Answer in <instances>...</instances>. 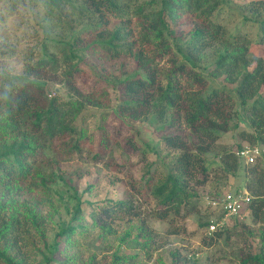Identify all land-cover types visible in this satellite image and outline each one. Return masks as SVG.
I'll list each match as a JSON object with an SVG mask.
<instances>
[{
	"label": "trees",
	"instance_id": "obj_1",
	"mask_svg": "<svg viewBox=\"0 0 264 264\" xmlns=\"http://www.w3.org/2000/svg\"><path fill=\"white\" fill-rule=\"evenodd\" d=\"M40 1L54 16L65 15V10L70 9L79 30L59 47L61 58L51 57L25 65L26 76L35 81L12 90L0 86V264H30L29 250H23L21 243L28 235L32 240L34 232L35 238L44 245V250L38 248L37 253L45 264L74 261L62 244L69 247L73 235L85 229L83 207L93 204L83 202L75 191L71 221L56 234L54 243L48 245L44 215L27 201L15 200L14 195L22 189L30 193L50 191V185L57 179L65 181L60 171L54 170L56 162L49 153L57 157L79 150L75 139H79L81 130L75 123L89 109L110 110L123 125L134 130L139 139L141 131L133 123L145 121L160 133V145L180 152L168 163L154 150L156 162L167 169L164 179L152 187L158 218L167 219L172 210L192 198L199 200L202 194L194 192L195 187L191 188L190 182L199 174L195 186L206 185L210 174L205 156L211 152L219 135L239 129V124H233L236 102L231 90L211 87L203 73L195 69L208 56L215 57L209 75L223 77L229 84L237 85L235 95L246 117L244 125L248 127L247 132H239L240 137L264 149V0H249L245 4L247 12L259 23L261 34L257 45L262 52L251 59L248 57L250 41L230 34L213 20L224 0H161L158 9L150 3L140 4L139 0ZM112 21L117 25L112 27ZM83 32L87 33L86 37ZM174 37L183 41L184 46L176 45L174 49L169 42ZM94 49L109 61L125 57L134 62V71L113 79L114 104L108 90L85 92L74 80L80 70L75 61ZM44 81L64 85L66 97L49 98L40 84ZM167 131L172 133L165 134ZM242 149L238 144L236 152L221 153L215 174L225 175L229 183L208 192L220 194L235 180L240 183L235 186L237 189H243L244 184L253 200L241 217L263 229L258 232L256 253L243 256L240 263L264 264V168L246 166L237 155ZM133 205V201L127 199L116 201L112 207L117 209L114 213L138 217ZM105 213L109 214L108 210ZM89 216L93 226H97L95 211ZM204 216L200 226L206 229L208 213ZM239 219L236 221L242 224ZM139 225L135 237L126 233L122 238L124 242L138 246L140 253H150L152 247H163L158 244V235L147 228L144 220ZM99 227L103 229L100 237L111 233L109 227ZM230 231L228 228L210 237L221 238ZM138 255L128 263L133 264ZM123 260L117 254L110 264H122ZM84 264H94V261ZM171 264H180L179 253L172 254Z\"/></svg>",
	"mask_w": 264,
	"mask_h": 264
},
{
	"label": "rangeland",
	"instance_id": "obj_2",
	"mask_svg": "<svg viewBox=\"0 0 264 264\" xmlns=\"http://www.w3.org/2000/svg\"><path fill=\"white\" fill-rule=\"evenodd\" d=\"M248 1L224 0L213 20L224 26L230 34L250 41L248 57L251 59L259 56L262 49L257 45L261 35L260 25L247 12L245 4ZM139 3H150L158 9L161 0H139ZM43 4L40 0H0V86L6 89L12 90L35 81L33 77L26 76L25 65L51 57L61 58L59 47L69 42L79 30L70 9L65 10V15L54 16L45 10ZM114 25L117 24L112 21L111 26ZM83 35L86 37L87 33L83 32ZM176 37L179 38L178 35ZM176 37L169 41L174 49L176 45L185 44ZM82 55L79 61H75L80 67L74 77L76 84L85 92L101 88L108 90L114 104L113 79L134 71L133 60L123 57L109 61L96 49ZM214 60V56H208L195 69L203 73L211 87L231 90L236 102L233 124H239V129L219 135L211 152L205 156L210 174L206 185L195 186L199 174L190 182V187H195L194 192L202 195L216 186L222 187L229 183L225 175L220 172L215 174L218 168L216 163L223 151L236 152L238 144L243 148L252 146L239 135L241 130L247 132L248 127L244 125L246 117L235 95L237 85L229 84L223 77L209 75V67H212ZM40 84L47 90L49 98L67 95V89L61 83L44 81ZM83 114L75 123L81 130V136L75 139L79 150L72 155L57 157L49 153V157L56 162L54 170L57 173L60 171L65 181L57 179L56 183L50 185V191L30 193L22 189L14 195L15 200L27 201L44 215L48 245H52L56 234L70 223L75 203L72 195L75 191L83 202L93 204L83 207L86 212L82 222L85 229L73 235L69 247L62 244V248H66L67 253L74 258L70 264L90 263L91 260L94 264H110L117 254L124 259L122 264H130L128 260L137 254L139 258L131 261L133 264H171L172 254L176 253L180 254V264H241L243 256L256 253L258 232L263 227L240 217L241 224L234 218L225 228L231 230L228 234L211 239L205 227L200 226L202 217L209 212L201 198H192L175 208L167 219L158 218L152 187L164 179L167 169L161 162H156L155 153L157 151L169 163L180 152L170 151L160 145L161 135L155 132L153 126H148L145 121L133 123L141 131L139 139L134 130L123 125L108 109L94 108ZM151 178L153 182L149 183ZM232 183L234 188L240 185L238 180ZM242 186L244 189V184ZM127 199L133 201L134 214L138 217L114 213L117 209L112 207L113 203ZM106 210L109 214L105 213ZM93 211L97 214V226H93L89 216ZM141 220L158 235V244L163 245L162 248L152 247L150 253H140L138 246L123 241L126 233H131V238L135 237ZM99 225L109 227L111 233L100 237L103 229ZM33 234L32 240L29 235L24 238L22 248L29 250L27 255L30 264H45L37 253V249H43L44 245L35 238V232Z\"/></svg>",
	"mask_w": 264,
	"mask_h": 264
},
{
	"label": "built area",
	"instance_id": "obj_3",
	"mask_svg": "<svg viewBox=\"0 0 264 264\" xmlns=\"http://www.w3.org/2000/svg\"><path fill=\"white\" fill-rule=\"evenodd\" d=\"M246 166L261 165L264 168V149L258 146L243 148L237 152ZM208 212L206 232L212 235L223 231L230 225L231 220L240 218L242 212L251 204L253 197L247 189H237L229 185L218 193H204L201 197Z\"/></svg>",
	"mask_w": 264,
	"mask_h": 264
}]
</instances>
